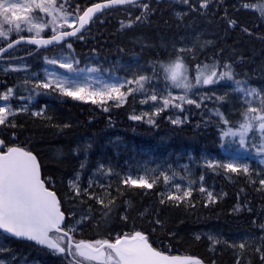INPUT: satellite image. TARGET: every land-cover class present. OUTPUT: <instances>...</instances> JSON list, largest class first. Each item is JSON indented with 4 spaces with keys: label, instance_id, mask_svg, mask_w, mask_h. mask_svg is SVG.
Segmentation results:
<instances>
[{
    "label": "trees",
    "instance_id": "1",
    "mask_svg": "<svg viewBox=\"0 0 264 264\" xmlns=\"http://www.w3.org/2000/svg\"><path fill=\"white\" fill-rule=\"evenodd\" d=\"M97 1L101 0H58V3H64L66 10L76 15ZM261 1L210 0L208 6L201 9L200 0H189L187 4L181 0H142L101 12L84 32L53 48L35 51L31 45H20L8 55L15 60L24 59L37 64L44 54L71 44L70 51L76 64L85 61H110L112 64L115 61H137L152 70L155 77L161 78L164 66L175 59L177 45L185 39L194 44L195 57L190 53L181 54L190 69L195 70L203 63L215 64L218 70H226L223 65L228 64L234 71V79L264 83V17L261 16V8L257 7ZM144 4L148 5L146 10ZM180 9V14L174 12ZM138 16L140 21H136ZM129 20L133 24L122 28L121 22L126 24ZM230 21H235V24H230ZM26 28L21 35H33ZM195 32L202 34L193 36L194 41L190 40V35ZM43 33L48 35L50 30L45 29ZM15 35V32L10 33L9 39ZM7 41L0 38V46ZM0 79L2 87L12 88L18 96L24 95L25 88L16 78L0 74ZM43 96H47L45 92L38 100L48 102L45 112L40 116L19 115L12 123L15 127L0 126V136L6 145H21L37 155L43 173L55 178V189L64 211L79 213L86 207L92 209V218L84 221L79 233L73 234L74 240L112 239L115 233L141 231L161 251L196 255L204 264H235V248L231 251L218 249L212 256L206 238L201 236L197 239L193 232L209 226L219 227L226 235L259 232L262 229L264 186L259 181L264 177L255 178L253 173L245 175L243 172L230 173L219 167L198 166L190 177L188 188L192 189V195L181 202L167 200L169 193L182 195V191L177 193L174 185L164 183L160 176L152 189L127 186L116 178L103 189L110 192L109 198L114 201L104 207L94 201L97 197L103 201L99 187L93 192L95 185L86 191L80 187L79 195L77 191L62 190L64 186L68 188L65 178L77 170L79 164L83 165L78 169L83 173L82 180L87 181V173L94 170L102 177H116L115 171L122 167L113 159L120 163L131 162L132 146L143 144L145 147L148 142L153 144L160 135L170 142L174 152L192 153L197 157L209 153L222 157L225 154L223 136L217 134L222 135L224 124L206 119L205 105L199 108L196 104L182 105V121L179 124H173L166 112L151 118L152 123H148L149 118L131 119L136 100L134 94L127 96L123 104L109 101L104 107L74 99L64 101L53 98L51 101V97L44 99ZM212 105L216 104L213 102ZM64 118L66 122H63ZM114 135L120 136V139H112ZM81 139L89 141L80 143ZM102 148L112 159L109 162L116 166L97 167ZM200 176L206 178L209 186L214 184L223 193L217 195L214 203L199 191ZM161 199L165 201L163 204ZM237 205L243 207L236 209ZM145 206H150L147 214L141 211ZM105 213L108 215L105 216ZM124 216L126 220L122 219ZM6 239L8 248L0 251V260H7L12 253H16V262L23 254H28L42 261L50 259V264H74L73 257L67 252L54 253L29 241ZM261 249V258L255 246L244 252L243 249L237 264H264V244Z\"/></svg>",
    "mask_w": 264,
    "mask_h": 264
},
{
    "label": "snow or ice",
    "instance_id": "2",
    "mask_svg": "<svg viewBox=\"0 0 264 264\" xmlns=\"http://www.w3.org/2000/svg\"><path fill=\"white\" fill-rule=\"evenodd\" d=\"M135 0H106V3L94 4L92 7L83 11V14L74 15L69 13L64 3H58V0H25V2H11V0H0V38L9 39V35L15 32L19 35L24 31L23 26H27L26 30L34 35L27 38V43L37 46L60 43L67 37H75L85 25L93 19L95 13L102 9L114 5L132 4ZM187 4L189 0H181ZM210 0H200V8L205 9ZM249 7V5H245ZM146 10L147 4L143 5ZM261 16L264 17V8L260 9ZM48 17L44 20L40 15ZM141 17H136V21H140ZM133 24L129 20L126 24L121 22V27H130ZM235 24V21H230ZM7 25V27H5ZM50 27L52 35L44 39L41 33ZM65 28L71 31L64 30ZM82 38V37H81ZM25 40L24 36H20L18 40L10 41L8 48H12L14 44ZM71 48V44H68ZM4 48H0V52H4ZM182 53L194 54L193 48H180L176 51L175 59L164 66L167 73L166 79L170 82L171 87L182 89L184 95L174 96L171 92L167 96H163V92H154L150 96V100L158 102L162 99V108L157 106V111L150 114L148 123H152L151 116L159 115V112L169 107L182 109L181 103H173L175 100L182 101L189 105L196 104L199 108L201 105L196 100L188 98L189 93L194 87L200 85H213L220 81L234 82L235 92L243 94V102L247 105L246 109L241 113L243 120L239 122L238 127H228L222 130V136L239 137V145L241 148L245 146V137L249 133H259L261 141L257 150L259 155H264V92L256 88L240 87L241 81L234 79V71L228 64L223 65L226 70H218L215 64H204L203 68L199 65L196 67L195 84H193L188 76V66L186 60L182 57ZM48 63L59 65V68L67 70L69 73L84 71L74 68L75 61H58L56 59L49 60ZM88 72H96V68L87 69ZM47 79L42 80L34 85L35 89H44L58 92L61 96L71 97L75 100H91L92 104H106L109 101H115L117 104H123L125 98L136 92L145 91V82L150 81V77L145 75L134 76L133 79L117 83H105L101 80H86L85 83H78L75 79L58 76L54 72L47 73ZM28 83V81H25ZM99 84L100 87L92 88V84ZM135 84L134 89L130 85ZM128 86L126 91L122 90ZM13 95V89L9 88L3 94H0V100L8 101ZM259 98V106H253V100ZM218 99H223L218 97ZM146 101L142 100L141 103ZM26 110V109H21ZM41 112H34L32 115L40 116ZM15 115L11 108L6 104L0 107V125L9 122V117ZM145 115H149L145 113ZM219 120L224 125H229V121L222 113L217 111ZM132 120L139 121L141 116L133 115ZM173 124L181 123L180 120H172ZM11 126L15 127L14 124ZM6 147L5 142L0 140V235L7 234L17 239H26L35 242L37 245L47 247L54 253L64 254L67 252L73 257L74 264H84V262H94V264H202V262L192 256L167 255L162 251L155 249L141 231H134L132 234L118 235L114 242L108 239H99L94 242L74 240L71 233L75 232V227H62L65 221V214L61 211L60 202L57 200L56 193L50 191L45 186V181L41 179L40 167L37 158L31 151L22 147ZM83 167V165H81ZM209 168H223L230 173L243 172L248 175L250 168L246 164H238L228 162L222 164H208ZM165 183L170 181V177L163 172L160 173ZM201 179H203L201 177ZM156 178L148 177L147 172L144 175H137L133 178L132 174L123 179L122 183L127 186L152 189L157 184ZM264 186V179L259 181ZM77 195L80 194L77 185ZM176 192L182 191V195L169 193L167 200L169 201H186L192 195V189H182L179 184L174 185ZM200 192H205V188L201 187ZM207 198L210 202H215L214 194L207 192ZM103 203V201H98ZM114 201H110L112 203ZM165 201L161 199V204ZM108 213H105L107 216ZM84 219V218H82ZM122 219H127L126 216ZM79 223V222H78ZM264 227V226H262ZM53 233L59 234L54 236ZM199 239V237H197ZM211 239V238H210ZM218 241L213 240V244ZM241 249L245 247L243 243L239 245ZM259 250V249H258ZM2 264V262H0ZM72 264V262H70Z\"/></svg>",
    "mask_w": 264,
    "mask_h": 264
},
{
    "label": "rangeland",
    "instance_id": "3",
    "mask_svg": "<svg viewBox=\"0 0 264 264\" xmlns=\"http://www.w3.org/2000/svg\"><path fill=\"white\" fill-rule=\"evenodd\" d=\"M11 2L23 3L25 2V0H11ZM257 7L259 9L264 8V0L259 2ZM68 12L72 13L71 11ZM174 12L176 14H180L181 9L180 11L174 10ZM40 15L43 17L44 20L48 19V17L44 16L43 14ZM6 26L7 25H5V27ZM23 27L26 28L27 26H23ZM47 29H49L50 33H52L50 27L46 28V30ZM43 34L44 33H41V35ZM201 34H202L201 32L192 33L190 35L191 38L190 40H193V36L199 37ZM19 35H21V33ZM192 44H193L192 41H187L184 39L182 44L179 43L177 47H179L178 49L193 48ZM190 56L195 57V53L194 54L190 53ZM52 59H56L58 61H69V62L75 61L74 55L70 51L68 45H65L62 48H57L49 54H44L42 56V60H40V62L37 64H33L24 59H17V60L8 59V60L0 61V74L3 76H7V77L11 76L16 78L17 82L22 86H24L25 88L23 96H18L17 93L13 91V95L9 98L8 101L0 100V107L5 106L7 104L11 108V110L15 113V115L9 117V122L6 123L5 125H0L1 127L2 126L5 127L6 125L11 126L12 123L17 121L16 120L17 117L21 114L32 115V113L34 112H41V113L45 112L48 108V102L43 100L41 101L38 100V97L41 96L42 92H45L47 95V96H43V98L48 99L51 97V101L53 98L61 99L64 101L73 99L71 97L61 96L58 92H54L51 90L35 89L34 85L42 80H46L48 78L47 73L50 72H54L58 76L67 77L70 80L75 79L78 83H85L86 80L88 79L92 81L101 80L105 83H117V82H124L126 80L133 79L134 76H138V75H145L146 77H150L151 80L145 82V91L134 93L136 99L134 115L141 116L142 119H146V120L150 118L151 113L157 111L156 105L158 104V102H154L150 100V96L154 92L157 93L163 92V96H167L169 92H171L172 95L174 96L184 95L182 89H175L171 87L170 82L167 81L166 79L167 73L165 71H163L161 78L155 77L152 70L146 69L145 66H143L141 63L137 61H134L132 63L115 61L113 62V64L110 61L100 62V63L99 62L96 63L94 61L91 62L85 61L84 63H80V64L74 63L73 65L74 68L82 69L84 71L69 73L67 72V70L59 68L58 64L53 65L48 63V61ZM203 65H204L203 63L199 64L201 68H203ZM186 66L188 65L186 64ZM89 68H96L97 71L90 73L87 71V69ZM195 70H192L188 67V76L193 84H195V75H196ZM235 80L241 81L240 87L256 88L257 90L264 92V83L261 81L260 82L255 81L254 83H250L239 78H235ZM25 81H28V83H25ZM98 87H100L99 84L96 83L92 84V88H98ZM127 87L128 86L126 85V87L122 90L126 91ZM130 87L135 89L137 86L133 84L130 85ZM235 87L236 86L234 82H229L225 80V81H220L219 83L213 85H200L194 87L189 93H187V95L188 98L196 100V102L199 103L200 105H205L204 109H206L205 110L206 119L211 120L212 122L215 123H222L219 120V116L217 115V111H219L229 121H231L229 125H224L223 129L226 130L228 127H232L234 123H237L234 128L238 127L239 122H242L243 120L241 113L247 107V105L243 102V94L235 92L234 90ZM9 88L10 87L7 88L2 87L0 84V94L5 93ZM163 96H161L159 100L158 106L160 108H162ZM218 97H222L223 99H218ZM248 99L253 100L252 97H249ZM142 100L146 102L141 103ZM76 101L91 102V100L89 99L76 100ZM205 101H209V102H205ZM213 102L216 104L214 105L215 107L212 105ZM173 103H181L182 105L187 104L179 100H175L173 101ZM97 105L104 107L105 104L97 103ZM253 106H259V98L253 100ZM21 109H26V110H21ZM163 112H166L167 117L171 120L178 119L182 121L181 120L182 111L174 107L163 109L159 112V115L151 116V118H157ZM145 113H148L149 115H145ZM66 121L67 120L64 118L63 122ZM217 135H219V137H222V135L219 132ZM259 135H260L259 133H249V135L245 137L244 148L240 147L238 136L237 137L223 136L222 146L224 148L223 153L225 154L222 157H216L215 155L212 156L209 153H204L201 156L197 157L192 153L183 154L184 152L182 151L174 152V150H172L171 148L170 142L160 135L157 139H155V141H153V144L148 142V144L145 145V147L143 146V144H140L139 147L132 146L131 149L133 155L130 157V160H132L131 162L128 163V161L127 162L123 161L122 163H120L119 161H117V159L115 160L113 159L114 162L118 163V165L122 167V168H118V170L115 171L114 175H116V177L113 176L111 178L102 177L98 174L97 170H94L87 173L88 180L84 182V180H82L83 173L78 170L81 167V165L79 164L76 172L74 173L73 171L69 177L65 178L66 180L65 184L68 187V191L73 190L74 193H76L75 191L77 190H75L76 188L72 187L73 184L77 185L78 188L83 187L84 191L91 188L92 185H95L94 187H92L94 190L93 192H95L98 190L97 187H99L98 191L103 197V203L98 202L102 200V198H98V197L94 201H96L95 202L96 205L102 204V206L104 207L105 205L109 204L110 201H112V199L109 198L110 192L103 189L107 186V184H111L116 178L120 179V181L122 182L123 179H125L129 173L132 174L133 178H136L137 175H144L147 172L148 177L150 178L157 179L160 176L163 179V177L160 175V173L163 172L165 175H168L170 177L169 183L166 184H173V185L179 184L181 187L188 188L191 185L190 177L195 174L196 168L198 166L208 167L209 163L222 164L228 162H235L238 164L248 165L250 168L249 173H253V176L255 178L257 177L263 178L264 155H259L257 153V150L259 149L261 144ZM112 139L115 140L120 139V136L114 135ZM81 140L82 141H80V143H85V144L86 142L89 141L87 139H81ZM120 144L124 145L123 142H120ZM73 155L75 157L78 156L76 153H73ZM98 155H99L97 161L98 168L102 167V165L116 166V164L109 162L112 159L107 156V153L104 151L103 148ZM201 177L203 179H201ZM198 183L200 188L201 187L205 188L204 193L206 194V196H207V192L209 191H211L214 194L215 198H217L218 194L219 195L223 194L220 190H217L215 188L214 184L209 186L206 183V178H204L203 176H200L198 178ZM241 207L243 206L237 205L236 209H239ZM91 210L92 209L89 207H86L79 213L74 210H70L68 212L70 220L67 222L66 227L67 228L75 227L76 230L73 234L79 233L81 231L82 225L84 224V221L92 218ZM149 210H150V206H145L141 211L147 214ZM263 226H264V222H263ZM224 234H225L224 231L216 226L193 232V235L196 237H201V236L205 237L209 243L208 248L214 252H216L220 248V244L225 243V245H227V247L225 248L226 251H231V249L233 248L236 249L237 260H238L241 259V254L243 249L244 252L246 250L251 249V247L255 246L256 251L259 252V257L260 258L262 257L261 248L264 244V227H262V229L259 232H239L231 235L230 234L224 235ZM118 235L120 234L115 233L113 235V240ZM213 240L218 241V243L213 244ZM241 243L245 245L243 249L239 247ZM7 248H8V244H7L6 236L0 235V251ZM16 257L17 254L12 253L7 260L6 259L0 260V262H2V264H45V263L50 264L49 263L50 259L46 261H42L41 259H38L33 256H29L28 254H23L21 257L17 259V262L14 260ZM237 260L235 261L236 262L235 264H237ZM84 264H89V262H84ZM91 264H94V262H91Z\"/></svg>",
    "mask_w": 264,
    "mask_h": 264
},
{
    "label": "water",
    "instance_id": "4",
    "mask_svg": "<svg viewBox=\"0 0 264 264\" xmlns=\"http://www.w3.org/2000/svg\"><path fill=\"white\" fill-rule=\"evenodd\" d=\"M138 1H142V0H135V2H138ZM97 3H100V4H103V3H106V0H101V1H97V2H94V3H92V4H90V5H88L83 11H85L87 8H89V7H92L94 4H97ZM126 5V4H125ZM117 6H122V5H114V6H109V7H107V8H104V9H102L100 12H98V13H95L94 14V16H93V19L98 15V14H100L101 12H103V11H105V10H107V9H109V8H112V7H117ZM83 11H82V13L81 14H83ZM92 19V20H93ZM91 20V21H92ZM91 21L89 22V24L91 23ZM89 24H87V25H85V27L81 30V32L80 33H82L88 26H89ZM64 30H67V31H71V29H64ZM80 33H78V34H80ZM77 34V35H78ZM52 35V34H51ZM51 35H47V36H41L42 38H44V39H47V38H49ZM20 37V36H19ZM19 37H16V38H14V39H12V40H10V41H15V40H18L19 39ZM25 37V40H22L20 43H18V44H14L13 45V47L12 48H8V43L10 42H8V43H6L4 46H2V47H0V48H4L5 49V51L4 52H0V58L4 55V54H6L7 52H9L11 49H13L14 47H16V46H18V45H20V44H29V43H27V38H29L30 36H24ZM70 38H72V37H67V38H65V40L64 41H67L68 39H70ZM64 41H61L60 43H63ZM60 43H53V44H49V45H41V46H37V45H35V44H31V45H34V46H36L37 48H47V47H51V46H55V45H57V44H60ZM0 140H2L1 139V137H0ZM10 147H21V146H10ZM23 148V147H22ZM23 149H25V148H23ZM25 150H27V149H25ZM29 151V150H28ZM32 154L34 155V156H36V154H34L33 152H32ZM36 158H37V156H36ZM37 163H38V165H39V167H40V164H39V161H38V158H37ZM40 173H41V169H40ZM42 179V178H41ZM50 191H53V190H51V189H49ZM53 192H55V191H53ZM56 193V192H55ZM56 196H57V194H56ZM57 200L59 201V198H58V196H57ZM61 211H62V209H61ZM62 212H64V211H62ZM65 214V219H66V213H64ZM64 223V222H63ZM63 223H62V225H63ZM4 235H6V236H8V237H11L10 235H7V234H4ZM12 238H14V237H12ZM17 239V238H16ZM21 240H26V239H21ZM28 241V240H27ZM80 241V240H79ZM79 241H77V242H79ZM84 241H86V240H84ZM89 242V241H88ZM112 242V241H111ZM33 243H35V242H33ZM36 244V243H35ZM40 246V245H39ZM41 247H44V246H41ZM47 248V247H46ZM189 256H191V255H189ZM192 257H195V258H197V259H199L200 260V258L199 257H196V256H192Z\"/></svg>",
    "mask_w": 264,
    "mask_h": 264
},
{
    "label": "bare ground",
    "instance_id": "5",
    "mask_svg": "<svg viewBox=\"0 0 264 264\" xmlns=\"http://www.w3.org/2000/svg\"><path fill=\"white\" fill-rule=\"evenodd\" d=\"M134 100V99H133ZM181 153V152H180ZM187 154V153H186ZM170 155H171V153H170ZM170 157H172V156H170ZM169 157V158H170ZM173 160V159H172ZM109 161V160H108ZM106 163V162H105ZM79 166V165H78ZM77 166V167H78ZM104 167V166H103ZM74 171H76V170H74ZM88 171V170H87ZM75 173V172H74ZM85 173V172H84ZM92 173V172H91ZM86 174V173H85ZM81 176V175H80ZM69 177V176H68ZM77 177V176H76ZM70 180V179H69ZM87 180H88V178H87ZM104 180V179H103ZM71 182V181H70ZM84 182H86V180H84ZM99 182H101V181H99ZM72 183V182H71ZM74 183V182H73ZM169 183V182H168ZM183 183V182H182ZM79 184V183H78ZM99 184V183H98ZM62 185V184H61ZM97 185V184H96ZM100 185V184H99ZM69 186V185H68ZM86 186V185H85ZM97 187V186H96ZM103 188V187H102ZM66 189H68V188H66V186H64V187H62V190L63 191H66ZM76 190V189H75ZM76 192V191H75ZM243 203V202H242ZM240 209V208H239ZM210 227V226H209ZM208 227V228H209ZM225 232V231H224ZM223 233V232H222ZM225 235V234H224ZM221 236V235H220ZM212 245V244H211ZM216 246V245H215ZM205 247V246H204ZM210 247V246H209ZM227 247V245H225V243H223V244H220V248L219 249H222L223 250V248L225 249ZM209 249V248H208ZM214 250V249H213ZM207 252V251H206ZM209 252H210V254L212 255L213 254V252L214 251H212L211 249H209ZM203 254V253H202ZM218 255V254H217ZM261 255V254H260ZM205 256V255H204ZM213 256V255H212ZM202 257V256H201ZM217 257V256H216ZM208 258V257H207ZM212 258V257H211ZM205 262H206V260H205ZM209 262V261H208ZM212 262H214V260L213 261H211V263ZM216 263V262H215Z\"/></svg>",
    "mask_w": 264,
    "mask_h": 264
},
{
    "label": "flooded vegetation",
    "instance_id": "6",
    "mask_svg": "<svg viewBox=\"0 0 264 264\" xmlns=\"http://www.w3.org/2000/svg\"><path fill=\"white\" fill-rule=\"evenodd\" d=\"M42 176H43V179L45 181L46 187L54 189L56 191V189H55V187H56L55 178L51 175L44 174L43 171H42Z\"/></svg>",
    "mask_w": 264,
    "mask_h": 264
}]
</instances>
